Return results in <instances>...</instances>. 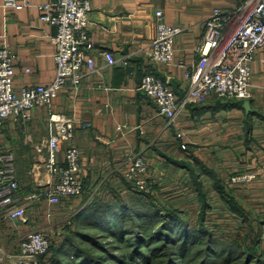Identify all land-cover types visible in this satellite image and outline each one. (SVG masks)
I'll list each match as a JSON object with an SVG mask.
<instances>
[{"label": "crops", "instance_id": "obj_1", "mask_svg": "<svg viewBox=\"0 0 264 264\" xmlns=\"http://www.w3.org/2000/svg\"><path fill=\"white\" fill-rule=\"evenodd\" d=\"M27 1L28 5L18 10L0 5V46H11L15 51L16 87L49 84L56 73L51 41L56 28L40 19L39 10L40 4L51 0ZM244 1L92 0L88 36L94 42L92 55L97 70L86 74L77 86L62 90L50 106L34 109L30 120L7 123L6 142L13 150L30 151L35 159L34 141L52 132L49 115L75 118L74 142L80 149L84 180L82 208L121 192L123 172L135 154L146 157L148 172L157 179L151 199L172 195L198 198L189 186L192 175L186 167V163L196 166L197 159L202 164L199 179L207 198L215 200L210 202L206 219L223 209L226 228L261 233L264 171L247 183L229 186L226 181L232 174L264 164V45L252 60L249 96L190 104L180 110L174 125H167L166 118L139 89L143 74L151 72L170 84L174 81L181 96L186 87L183 73L199 58L195 47L204 20L214 8L231 9ZM158 9L166 23L183 28L175 41L174 62L169 65L154 62L146 53ZM101 51L111 53L115 62L109 64ZM235 100L249 101L251 111L246 113L244 105H226ZM178 132L183 136L178 137ZM38 169L43 176V168Z\"/></svg>", "mask_w": 264, "mask_h": 264}, {"label": "built area", "instance_id": "obj_2", "mask_svg": "<svg viewBox=\"0 0 264 264\" xmlns=\"http://www.w3.org/2000/svg\"><path fill=\"white\" fill-rule=\"evenodd\" d=\"M0 5L18 10L28 5V1L0 0ZM39 10L40 19L56 28L51 38L56 73L49 84L16 87L15 51L11 46H0V237L13 238L10 249H3V241L0 242V261L15 260L19 264L47 254L54 241L46 228L24 227L30 220L27 212L31 205L47 203L44 209L37 206L35 214L41 212L50 218V206L83 194L84 180L80 149L74 142L75 118L60 113L49 115L52 132L34 141L35 159L29 170L33 182L29 192L18 176L14 150L5 139V125L30 120L34 109L50 106L62 90L77 86L86 74L97 70L92 55L94 42L88 36L92 0H51L40 4ZM182 31L180 25L166 23L163 11L156 10L154 36L146 49L150 59L166 65L173 63L175 41ZM263 45L264 0H245L231 9L214 8L203 22V33L195 47L199 58L183 73L186 82L183 94L179 96L169 80L151 72L143 74L139 89L152 100L167 125H174L180 110L190 104L249 96L252 60ZM99 54L109 64L115 62L111 53ZM177 136L183 134L178 132ZM39 167L45 172L43 176ZM148 167L146 157L135 154L123 172L125 181L131 184L129 189L144 196H150L157 184ZM263 171L264 164L232 174L226 184L250 182ZM260 239L264 242V227Z\"/></svg>", "mask_w": 264, "mask_h": 264}, {"label": "trees", "instance_id": "obj_3", "mask_svg": "<svg viewBox=\"0 0 264 264\" xmlns=\"http://www.w3.org/2000/svg\"><path fill=\"white\" fill-rule=\"evenodd\" d=\"M243 104V101L235 100L227 102L226 105L243 107ZM181 164L184 165L185 163L182 162ZM186 167L189 168L192 175L189 186L197 192L199 200V222L196 225L190 226L186 224L179 215L180 211L177 208L167 209L165 217L164 215L162 217L160 215L161 209L155 203L139 201V204L137 202L130 206L119 200V193L114 194L120 204L118 202L115 203L114 200L103 203L104 205L99 203L98 200L92 201L83 206L76 216L74 223L82 221L96 227L99 224L105 223L107 225L106 230H111L115 238L123 240L124 227L118 221L123 219L125 215L129 216L134 226L131 232L135 240L130 244L131 250L127 254L114 256L120 263L139 264L142 261L144 264H187L188 255L191 254L190 252L193 250V247H196V264H264V255L258 254L257 250L250 249L246 251L237 242L214 238L205 224L210 204L206 190L199 179L200 173L203 170L202 164L196 159V166L186 163ZM151 226H158V230L155 232L147 231L148 236L141 234L143 230ZM118 227L121 228L119 234L116 232ZM72 231L79 233L82 237L85 236V232ZM88 238L94 244L98 243L94 237ZM124 245L126 246L123 243ZM61 246L62 244L55 248L53 246L50 247L49 252H52L53 255L51 256L50 254L48 261H43V257L48 254L37 257L42 264H102V256L91 254L90 249L72 248L71 252L73 254L68 253V250L63 255L60 251ZM103 248L101 246V249ZM148 248L149 251H147ZM67 254L74 257L68 259L66 257Z\"/></svg>", "mask_w": 264, "mask_h": 264}, {"label": "rangeland", "instance_id": "obj_4", "mask_svg": "<svg viewBox=\"0 0 264 264\" xmlns=\"http://www.w3.org/2000/svg\"><path fill=\"white\" fill-rule=\"evenodd\" d=\"M15 153V159H16V165H17V172L18 176L22 179H25L24 183H29L26 184V192L30 191V184L33 182V175L29 173V170L33 164V156L30 151L23 150V149H14ZM158 178V177H157ZM158 184V183H157ZM157 184L155 186H157ZM129 186H131L130 183L128 182H122L121 184V192H119V200L123 201L124 203H127V205H134L139 201H149L153 202L156 205L159 206L161 209L160 215H164L165 217V212H167V209L170 208H177L180 211V216L183 218V220L186 222L188 225H196V223L199 222V213H198V207H199V200L198 198L194 197V195H185V198H182L180 196L182 195H176V196H171V197H161L159 196L158 199H151L149 196H144V193H139V192H134L131 189H129ZM155 188V187H154ZM156 189V188H155ZM174 190H179L178 188H174ZM176 194V193H175ZM210 199H208V202L215 203V200L212 199V197L209 196ZM197 199V200H196ZM120 202L118 201V198H116L115 194L112 193L109 195H105L104 198H101L98 200L99 203L106 202H111V201ZM81 198H75L73 201L69 202L68 204L66 203H61L60 205L57 206H50V210L52 212L50 218L44 216L42 217L39 214H35L37 210V206H41V208H45L47 206V203L45 205L41 204H32L31 208L28 210L27 214L29 215V223L24 226L27 229L31 228H46L50 232V236L54 239L53 243L51 246L58 247L60 244L62 246L60 247V251L62 252L63 255H65L66 252L72 253L71 250L72 248H86L87 250H91V254H95V256H102V264H126L120 263L116 257L114 256H123L124 254H127L131 248L130 244L135 240L133 237V233L131 232L133 229V223L132 219L125 215L123 219H120L118 222L121 223V226L124 227V234H123V240H118L117 238L114 237V233L109 231V229L106 230V224L102 223L101 225L99 224L98 227L93 226V225H88L86 222L80 221L79 223H74V220L78 213L81 211L82 206L80 205L81 203ZM197 202V205H196ZM139 206V205H138ZM197 206V207H196ZM223 207V206H222ZM208 211V210H207ZM216 213L213 214L212 216L209 214V218H205V224L206 227L210 230L214 238L218 239H224L229 242H237L242 249L248 251L250 249H254L258 251V254L264 255V249L262 248L264 246V242L261 241V233H259L256 230H251L249 229L247 232L243 231L241 232L240 230L237 231L236 228H226L225 223L227 221L225 220L226 217L223 214L224 210L223 209H217L215 211ZM127 216V217H126ZM41 217V218H40ZM33 219V221H32ZM218 221L215 223V221ZM71 222V225L68 224V222ZM86 224V225H85ZM114 229V228H113ZM72 230H77L78 232H85V236L82 237L80 236L79 233H74ZM115 230V229H114ZM158 230V226H151L148 227L147 229L143 230L141 234L144 236H148L146 233L148 232H155ZM121 231V228H117L116 232L119 234ZM263 231V230H262ZM116 233V234H117ZM88 237H94L96 240V244L91 242V240ZM0 242L3 241L2 244H4L2 247L3 249H10L12 246H10V241L13 240L3 238L2 236L0 237ZM126 244V246H123V243ZM101 246L104 248L101 249ZM153 246V245H152ZM149 247V246H148ZM150 248V247H149ZM149 248L147 251H149ZM195 251L196 247H193V250L190 252L191 254L188 255L187 258V264H196L195 262ZM48 254V255H47ZM45 255L47 256H42L43 261H48L51 256L53 255L52 252H49ZM60 254V255H62ZM66 257L72 258L74 257L73 255H66ZM163 261V259H162ZM161 261V262H162ZM45 263V262H44ZM0 264H19L15 260H10V261H0ZM23 264H42L41 261L39 260L38 257H32V258H27L25 259ZM139 264H144L142 261ZM154 264H160V263H154Z\"/></svg>", "mask_w": 264, "mask_h": 264}, {"label": "water", "instance_id": "obj_5", "mask_svg": "<svg viewBox=\"0 0 264 264\" xmlns=\"http://www.w3.org/2000/svg\"><path fill=\"white\" fill-rule=\"evenodd\" d=\"M171 84L173 85L174 87V90H176V83L174 81H171ZM244 109L246 111V113H249L251 111V108H250V102L249 101H244Z\"/></svg>", "mask_w": 264, "mask_h": 264}]
</instances>
